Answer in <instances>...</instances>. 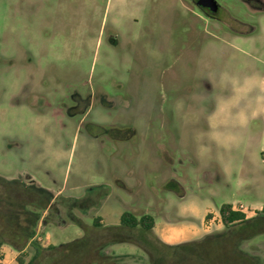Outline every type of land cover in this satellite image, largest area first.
Masks as SVG:
<instances>
[{"label":"rangeland","instance_id":"rangeland-1","mask_svg":"<svg viewBox=\"0 0 264 264\" xmlns=\"http://www.w3.org/2000/svg\"><path fill=\"white\" fill-rule=\"evenodd\" d=\"M216 2L0 0V264L88 233L89 264H150L124 211L194 222L180 244L264 210V0Z\"/></svg>","mask_w":264,"mask_h":264},{"label":"trees","instance_id":"trees-1","mask_svg":"<svg viewBox=\"0 0 264 264\" xmlns=\"http://www.w3.org/2000/svg\"><path fill=\"white\" fill-rule=\"evenodd\" d=\"M0 185H4L1 179ZM218 212L224 226L222 232L180 244L163 243L153 233L154 219L148 214L137 217L130 211H124L119 225L111 230L116 231L113 236L123 231H135L139 242L149 251L150 264H254V260L239 249V243L257 234H264V210L247 218L243 212L233 209L231 204L223 203ZM20 235L24 244L28 234L23 231ZM99 243V239L88 233L50 249L34 246L35 252L26 263L22 253L16 260L18 264H89L99 260L96 257Z\"/></svg>","mask_w":264,"mask_h":264},{"label":"crops","instance_id":"crops-1","mask_svg":"<svg viewBox=\"0 0 264 264\" xmlns=\"http://www.w3.org/2000/svg\"><path fill=\"white\" fill-rule=\"evenodd\" d=\"M262 89L260 90V94L257 98H255L254 103H260L261 101H264V77L260 79ZM180 213L187 215H190L193 218H197V209L196 205L192 203H184L181 205V211ZM194 222H190L188 224L180 223V224H170L166 223L165 227L161 230L160 234H157L159 236V239L169 245H174L176 243H179L181 241L189 240L192 238H196L200 235L199 229L195 227ZM157 233V232H156Z\"/></svg>","mask_w":264,"mask_h":264},{"label":"water","instance_id":"water-1","mask_svg":"<svg viewBox=\"0 0 264 264\" xmlns=\"http://www.w3.org/2000/svg\"><path fill=\"white\" fill-rule=\"evenodd\" d=\"M196 3L201 8H208L211 13L217 12L219 7L216 0H196Z\"/></svg>","mask_w":264,"mask_h":264},{"label":"flooded vegetation","instance_id":"flooded-vegetation-1","mask_svg":"<svg viewBox=\"0 0 264 264\" xmlns=\"http://www.w3.org/2000/svg\"><path fill=\"white\" fill-rule=\"evenodd\" d=\"M194 1H196V0H194ZM201 8V7H200ZM204 12H207V13H209L211 16H215L216 15V13L217 12H215V13H211L209 10H208V8H201Z\"/></svg>","mask_w":264,"mask_h":264},{"label":"built area","instance_id":"built-area-1","mask_svg":"<svg viewBox=\"0 0 264 264\" xmlns=\"http://www.w3.org/2000/svg\"><path fill=\"white\" fill-rule=\"evenodd\" d=\"M235 210L241 211V210H239V209H235Z\"/></svg>","mask_w":264,"mask_h":264}]
</instances>
